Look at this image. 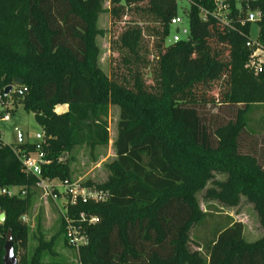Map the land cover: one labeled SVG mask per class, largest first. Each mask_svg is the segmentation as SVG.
Segmentation results:
<instances>
[{"label": "trees", "instance_id": "trees-1", "mask_svg": "<svg viewBox=\"0 0 264 264\" xmlns=\"http://www.w3.org/2000/svg\"><path fill=\"white\" fill-rule=\"evenodd\" d=\"M182 2L108 0L111 25L122 28L110 42L117 57L107 76L96 43L105 34L97 28L103 0H0V96L7 87L22 90L12 95L11 114L21 106L43 132V179L72 182V150L107 146L109 108L118 109L107 178L81 183L106 191L107 200L64 202L60 213L57 236L65 246L71 248L64 214L85 236L76 252L80 264H264V236L246 242L242 223L226 216L204 229L213 215L196 200L211 181L206 200L236 207L244 197L264 228V142L259 150L257 142L244 147V138L264 133V111L254 121L259 127L249 118L264 110V68L258 74L246 69L252 23L237 20L260 12L256 42L264 47V0L242 1L239 8L236 0H221L228 28L213 17L214 0ZM176 16L187 20V37L170 43ZM63 105L66 111L56 113ZM207 106L217 112L207 113ZM16 148L28 154L34 145L0 141V189L26 190L23 197L0 196V264L8 231L17 264H44L52 243L41 234L32 253H24L22 217L37 179L24 172ZM215 172L225 180L214 181ZM80 214L97 221H75ZM200 228L203 237L190 238Z\"/></svg>", "mask_w": 264, "mask_h": 264}, {"label": "rangeland", "instance_id": "rangeland-1", "mask_svg": "<svg viewBox=\"0 0 264 264\" xmlns=\"http://www.w3.org/2000/svg\"><path fill=\"white\" fill-rule=\"evenodd\" d=\"M246 0H236L237 7H240V3ZM178 13L182 14L181 8L186 7L185 3H180L178 5ZM102 9L104 11L99 15L97 21V28L105 31V34L96 38V43L99 48V66L101 70L107 76H110V64L111 60L116 59V51L110 52V42L114 40L115 37L120 33L122 25H111L110 17L108 15V0H103ZM187 27V20L184 19V23L181 28ZM176 27L172 26L170 33L175 32ZM258 33V28L255 23L251 24L250 27V39H256ZM216 94V88L212 91ZM12 109V108H11ZM207 113H216V108H210L207 106L205 108ZM264 111L262 109L254 110L250 114V123L259 127L261 124L259 122H254L257 120ZM223 116V117H222ZM216 117L217 122L226 116L222 113ZM227 119V118H225ZM108 126V136L109 141L105 147H96L94 150H90L86 147L75 148L71 152V157L74 161L71 164V181L72 182H84L91 181L95 184H100L104 182L107 178V170L105 165L110 163L115 159L113 142L116 137V126L118 121V109L117 107H110L108 117L106 119ZM19 129L23 135V143L32 144L34 142V136L36 133L40 132L39 126L36 124L32 114L26 113L21 106H17L14 112L10 115L8 122H0V140L2 143L12 146L15 148L18 144V135L16 130ZM264 134V133H262ZM259 134V136L244 138L246 141L245 145L249 144L248 147L251 148L252 145L257 142L256 150L261 147L262 152H264V144L258 145L260 142H264V135ZM250 137V138H249ZM247 148V146L245 147ZM225 175L222 173L215 172L213 174L214 181H224ZM55 185H58V181H54ZM212 187L211 181L207 182L205 189ZM61 189V188H57ZM204 190L196 194L197 203L202 211H208L211 213L212 218L207 221L206 227L204 229L208 230L213 224L223 222V217H228L234 221L242 223L244 227L243 236L246 242L251 243L262 236H264V228H261L258 224L256 213L254 212L252 205L249 204L244 197L240 198L239 204L236 207H227L217 201L206 200L204 198ZM58 193V190H57ZM29 197L31 205L29 207L28 213L25 215V223L28 226V236H27V246L25 254L29 256L34 248L36 247V239L42 236L45 242L51 241V250L44 252L42 257V263H60V264H70L74 262L76 257V252L65 246L62 236H57L60 227V213L62 211V206L64 205V199L59 195L58 200L54 201L50 196H47L42 190L31 188L29 191ZM192 229L190 232V238L198 240L205 234L204 230ZM193 243V242H192ZM190 250H194L192 244L189 245Z\"/></svg>", "mask_w": 264, "mask_h": 264}, {"label": "built area", "instance_id": "built-area-1", "mask_svg": "<svg viewBox=\"0 0 264 264\" xmlns=\"http://www.w3.org/2000/svg\"><path fill=\"white\" fill-rule=\"evenodd\" d=\"M180 2L187 0H179ZM214 4L216 5V11L212 14L213 17L222 24L224 27H229L230 24L227 20V12L226 7L222 5L221 0H214ZM224 13H223V12ZM203 20H205L206 15L203 14ZM261 15L258 11L247 12L241 18L239 17L237 20L240 24H244L245 22L255 23L260 19ZM171 25L178 29L177 33H173L170 38V43H176L183 38L187 37V28H181L184 23V19L180 16H176L170 21ZM246 46L248 48L254 47L249 60L246 64V69L251 71L253 74H258L264 68V47L259 46L256 42V39H250ZM22 95V90L11 88V91L6 95L0 96V122H8L10 119L12 108V95L13 94ZM6 98V100H5ZM12 108V109H11ZM1 141V140H0ZM44 142L43 132L40 131L35 134L33 150L28 154H23L20 152L18 148L14 151L15 156L20 161L23 170L25 173L33 176L37 179L35 184L36 189L42 190L47 196H50L54 201L58 200L59 195L62 196L64 202L68 205H76L78 202L87 203V202H104L108 198V193L101 189H95L93 187L81 186L82 182H64L58 183L55 185L54 181H48L42 178L41 175V167L46 165L48 162L44 158V152L42 151V144ZM4 144V143H3ZM61 188V189H57ZM58 190V193H57ZM26 194V190L24 188H10V189H0V196L6 197H23ZM65 213V211H63ZM2 213L0 208V214ZM64 225H65V238L69 247H71L75 252L80 245L84 244L85 236L81 234L74 225V220L70 219L66 214L63 215ZM22 220L25 221V216L22 217ZM79 222H87L89 224L95 223L97 220L94 217L86 218L84 214H80L77 217ZM1 224V222H0ZM70 264H80L76 259L74 262Z\"/></svg>", "mask_w": 264, "mask_h": 264}, {"label": "water", "instance_id": "water-1", "mask_svg": "<svg viewBox=\"0 0 264 264\" xmlns=\"http://www.w3.org/2000/svg\"><path fill=\"white\" fill-rule=\"evenodd\" d=\"M178 32V29H175V33ZM16 83L21 84L22 81L21 80H17ZM11 91V87H7L4 92L3 95L6 96L9 92ZM17 135H18V144L22 145L23 144V135L21 130L17 129ZM5 218L4 213L0 214V222L3 223ZM4 250V255L2 257V262L3 264H17V259L13 253V248H12V242H11V232L8 231L5 237V244L3 247Z\"/></svg>", "mask_w": 264, "mask_h": 264}, {"label": "crops", "instance_id": "crops-1", "mask_svg": "<svg viewBox=\"0 0 264 264\" xmlns=\"http://www.w3.org/2000/svg\"><path fill=\"white\" fill-rule=\"evenodd\" d=\"M65 111H66V106H64V105H63V106H58V107H56V109H55V112L58 113V114H59V113H63V112H65ZM16 133H17V131H16ZM17 144H18V143H17ZM18 145H19V144H18ZM18 145H17V146H18Z\"/></svg>", "mask_w": 264, "mask_h": 264}]
</instances>
